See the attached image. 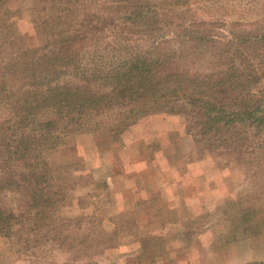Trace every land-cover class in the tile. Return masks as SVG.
<instances>
[{
  "label": "trees",
  "instance_id": "16d2710c",
  "mask_svg": "<svg viewBox=\"0 0 264 264\" xmlns=\"http://www.w3.org/2000/svg\"><path fill=\"white\" fill-rule=\"evenodd\" d=\"M10 2L0 0V102L21 108L16 125L30 134L22 150L32 151L34 140L44 147L61 133L105 129L118 139L142 118L164 112L193 121L197 144L228 151L243 166H263L264 31L197 15L188 20L192 0H32L42 43L18 46ZM218 24H230L231 35ZM188 62L200 65L195 73L181 71ZM19 68L22 99L8 82ZM24 154L29 172L21 181L32 208L46 212L55 203L46 194L47 162L41 171ZM19 184L0 179V196ZM242 220L246 231H262L263 205L246 209ZM22 223V215L0 207L1 233L11 235Z\"/></svg>",
  "mask_w": 264,
  "mask_h": 264
},
{
  "label": "rangeland",
  "instance_id": "374dc122",
  "mask_svg": "<svg viewBox=\"0 0 264 264\" xmlns=\"http://www.w3.org/2000/svg\"><path fill=\"white\" fill-rule=\"evenodd\" d=\"M10 1L15 12L13 22L22 36L18 46L40 45L42 41L33 22L32 0ZM190 6L193 11L185 14L188 20L197 15L202 19L233 21L239 28L253 32L264 31V0H192ZM216 26H222L224 33L232 32L230 24ZM166 34L171 37L173 32ZM198 66L188 62L181 71L189 70L193 74ZM21 72L19 68L8 76L9 84H16L20 99L25 97L19 90ZM15 102H0V179L8 181L14 177L20 184L2 192L0 207L22 215L23 223L17 225L11 235L0 232V264H84L90 258L108 260L109 255L116 259L111 257V249L92 243L104 240L106 234V246L114 244L134 223L131 214L116 217L112 214L129 194L126 192L129 183L122 180L127 173L141 185L163 174L164 166H169L171 171V167L181 164L186 179L171 192L179 193L183 188L188 196L197 192V199L189 200L194 216L209 212L204 221L221 225L218 233L223 235L222 240L229 241L235 234L244 238L245 210L262 205L264 209V162L259 168L256 164L246 167L228 151H211L197 144L189 127L193 121L182 114L148 115L118 139L110 138L105 129L61 133L44 147L34 140L31 151L22 150L21 139L30 134L16 125L21 108ZM23 153L32 166L41 171L43 163L47 162L51 183L46 194H52L55 203L46 212L32 208L29 191L21 181V175L29 172ZM151 163L155 164L151 166ZM178 179L179 176L175 177L176 181ZM160 204L163 205L160 209L169 210L165 208L166 201L161 200ZM153 206L156 208L157 204ZM115 224L117 229L114 230ZM100 235L103 237L98 240ZM206 264H221V261L215 256Z\"/></svg>",
  "mask_w": 264,
  "mask_h": 264
},
{
  "label": "crops",
  "instance_id": "0c3cea01",
  "mask_svg": "<svg viewBox=\"0 0 264 264\" xmlns=\"http://www.w3.org/2000/svg\"><path fill=\"white\" fill-rule=\"evenodd\" d=\"M153 164L155 163H151V166ZM171 168L170 171L169 166H164V175L159 173L152 181L141 185L128 173L122 177L124 182L129 183L126 192L130 195L123 197L121 207L112 214L115 217L131 214L134 223L109 247L104 242L100 243L107 250L111 249V257L116 259H111L109 255L108 260L90 258L88 261L100 264H206L210 257L215 259L217 256L221 264H264V230L252 232L243 227L244 238L235 234L229 241L222 240L223 235L218 233L221 225L204 221L209 212L200 215L196 213L194 216L189 200L193 197L197 199V192L188 196L184 188L180 189L181 186L179 193L171 192L187 176L182 173L181 164ZM175 171L179 174L175 175ZM178 176L179 181H176L175 177ZM161 200L166 201L164 205L169 210L159 208L163 207ZM155 203L156 208L153 206ZM165 213L169 216H165ZM113 229H117L116 224ZM120 231L122 233L123 230ZM205 236L209 237L204 239ZM223 248L227 249L226 253Z\"/></svg>",
  "mask_w": 264,
  "mask_h": 264
}]
</instances>
